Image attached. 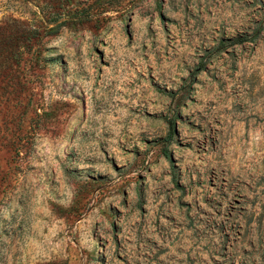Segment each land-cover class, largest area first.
I'll use <instances>...</instances> for the list:
<instances>
[{"label":"rangeland","instance_id":"rangeland-1","mask_svg":"<svg viewBox=\"0 0 264 264\" xmlns=\"http://www.w3.org/2000/svg\"><path fill=\"white\" fill-rule=\"evenodd\" d=\"M6 37L0 264H264V0H0Z\"/></svg>","mask_w":264,"mask_h":264},{"label":"trees","instance_id":"trees-1","mask_svg":"<svg viewBox=\"0 0 264 264\" xmlns=\"http://www.w3.org/2000/svg\"><path fill=\"white\" fill-rule=\"evenodd\" d=\"M256 36L257 35H251V36H245V37H236V38L231 39L229 41V44H240V43H243L245 41H252V40H254L256 38ZM8 40H10V37L9 38L6 37L5 40H3V42H0V44L3 43L4 47L5 46H10V45H8ZM226 46H227V43H225L224 41H220L219 45H218V49L219 50H223V49L226 48ZM202 68L203 67L200 66V67H198V70H201Z\"/></svg>","mask_w":264,"mask_h":264}]
</instances>
